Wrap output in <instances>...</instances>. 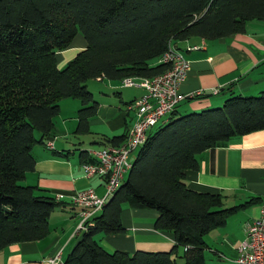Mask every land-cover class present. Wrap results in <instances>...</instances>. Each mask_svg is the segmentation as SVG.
<instances>
[{"label":"trees","instance_id":"obj_1","mask_svg":"<svg viewBox=\"0 0 264 264\" xmlns=\"http://www.w3.org/2000/svg\"><path fill=\"white\" fill-rule=\"evenodd\" d=\"M254 19L264 21V0H0V249L49 232L58 202L20 181L34 170L33 147L53 136L61 99L80 101L75 132L87 133L98 107L89 79L151 78L167 69L158 60L171 41L242 33ZM76 34L86 48L58 68L56 52ZM261 129L264 91L233 95L151 129L124 182L59 264H178L181 246L183 264H204L205 234L245 204L223 208L220 194L189 189L183 171L197 168L202 151ZM126 131L110 142H122ZM80 155L82 163L91 161L86 151ZM124 204L156 210L154 227L174 234L172 249L105 250L95 236L125 231Z\"/></svg>","mask_w":264,"mask_h":264},{"label":"crops","instance_id":"obj_2","mask_svg":"<svg viewBox=\"0 0 264 264\" xmlns=\"http://www.w3.org/2000/svg\"><path fill=\"white\" fill-rule=\"evenodd\" d=\"M172 43L189 60V71L179 86L185 98L159 125L174 115L222 106L233 95L255 96L264 91V21L249 20L244 32L213 40L191 37ZM86 45L85 38L76 34L67 48L56 52L58 68H63ZM191 45L198 48L188 50ZM95 80L101 84L102 91L95 99L96 113L88 119V132H75L80 101L60 100V112L54 118L55 132L44 144L33 147L34 170L20 181L22 185L37 187L36 194L54 200L57 194L64 195L62 200H55L58 205L50 214L48 234L39 240L13 243L0 249V264H51L49 259L57 255L62 262L81 234L76 231L79 215L70 203V195L89 188L103 193L98 177L84 176L81 166L84 157L80 153L105 147L112 144L111 138L122 135L133 119L126 104L141 96L144 89L126 86L136 88L131 96H125L127 91L110 95V90L119 89L116 83L120 82ZM214 90L217 92L213 93ZM197 163L196 169L183 171L189 189L220 194L223 208L245 204L224 225L205 234L204 264H237V246L246 237L247 227L259 216L264 199V129L233 136L202 151ZM120 216L124 232L95 236L105 250L132 254L169 251L174 246L171 231L155 229L156 210L125 207ZM184 251V246L178 247V264L184 262Z\"/></svg>","mask_w":264,"mask_h":264},{"label":"built area","instance_id":"obj_3","mask_svg":"<svg viewBox=\"0 0 264 264\" xmlns=\"http://www.w3.org/2000/svg\"><path fill=\"white\" fill-rule=\"evenodd\" d=\"M197 48L196 45L187 47L188 50ZM158 61L167 65L164 72L151 78L126 77L120 80L121 86L144 89L141 96L126 104L127 111L133 113V119L127 127L124 140L119 144L86 150L91 161L81 165L84 176L98 177L103 186V193L100 195L89 188L70 195V203L78 209L80 218L77 233L86 231L92 225V218L102 210L107 197L114 195L124 182L126 174L132 168L134 155L145 143L150 130L159 125L164 117L170 116L177 104L185 98V95L179 92V86L189 71V60L171 41ZM63 197V194H57L55 200L60 201ZM237 250V264H264V199L259 216L247 227L246 237L239 243ZM49 262L61 263L58 255L49 259Z\"/></svg>","mask_w":264,"mask_h":264},{"label":"rangeland","instance_id":"obj_4","mask_svg":"<svg viewBox=\"0 0 264 264\" xmlns=\"http://www.w3.org/2000/svg\"><path fill=\"white\" fill-rule=\"evenodd\" d=\"M66 66V65H65ZM134 78H137V77H134ZM105 83H107L106 81H105ZM120 83H116V85H117V87L119 88V89H115V90H110L109 91V93H110V95H113L114 94V92H120L121 91V93H123V91H127V93L125 94V96L126 97H129V96H131L133 93V91H134V89H136L135 87H132V88H130V87H119L118 85H119ZM86 85H87V88H88V90L92 93V95H93V99L95 100L96 98H98L99 97V93L102 91L101 90V84L99 83V82H97L95 79H89L87 82H86ZM115 98H117V96H114ZM64 99V98H63ZM66 99H68V101H79L78 99H74V98H66ZM62 100V99H61ZM81 107V106H80ZM157 127V126H156ZM156 127H153L152 128V130L153 129H155ZM127 175V174H126ZM125 207H129L127 204H124L123 205V208H125ZM79 221H80V218H79ZM82 233V232H81ZM109 252V251H108ZM111 252H113V251H111ZM178 262V261H177ZM179 262L181 263V261L179 260Z\"/></svg>","mask_w":264,"mask_h":264},{"label":"water","instance_id":"obj_5","mask_svg":"<svg viewBox=\"0 0 264 264\" xmlns=\"http://www.w3.org/2000/svg\"><path fill=\"white\" fill-rule=\"evenodd\" d=\"M48 138H51V137H48ZM113 195H109L106 199V203H108L111 199H112Z\"/></svg>","mask_w":264,"mask_h":264}]
</instances>
